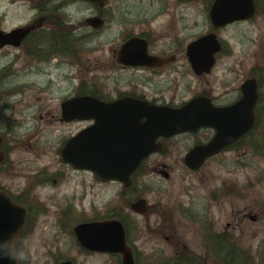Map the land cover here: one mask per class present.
<instances>
[{"label":"flooded vegetation","instance_id":"obj_1","mask_svg":"<svg viewBox=\"0 0 264 264\" xmlns=\"http://www.w3.org/2000/svg\"><path fill=\"white\" fill-rule=\"evenodd\" d=\"M16 1L35 11L27 25L36 27L19 46L2 47L4 54L15 62L25 60L49 68L64 65L63 100L91 95L99 102L83 101L71 106L75 111L69 120L58 117L68 126H76L75 130L69 128L64 140L97 122V138L129 154L145 151L151 142L163 148L143 158L129 185L118 180L104 181L92 170L64 162L67 169H35L30 183H5L3 179L18 173L12 154L21 145V137L13 104L18 98L13 96L25 87H0L1 151L5 157L0 164V261L34 264V256L41 249L51 264L68 259L76 264L62 242L74 239L84 255L108 254L122 264L120 253L80 246L74 231L80 222L118 218L124 223L137 264H142L144 255L132 235H138L141 223L153 231L157 226L151 216L158 215V233L164 234L168 242L171 237L165 234L166 224L177 219L191 224V235L198 245L190 248L182 241L174 243L178 248L165 257L163 264H183V258L189 264H238L240 260L243 264L252 247H244L243 237L236 235L231 228L236 226H230V220L220 226L222 216L216 218L213 205L219 213L229 198H253L255 203H264L263 194L254 193L260 185L258 170L264 157V0H81L84 13L77 21H71L66 11L75 0L11 3ZM251 7L254 12L249 17L231 20L232 14L250 12ZM256 21L261 27L257 51L260 55L248 65L249 51L235 55L231 38L237 35L232 36L230 30L240 23ZM241 36L248 39L249 34ZM10 48L17 51L12 57ZM247 82L257 86L255 90L251 88L253 95L245 93ZM87 108L94 111V116L87 114ZM164 110L175 116L168 119L185 128L170 132L164 127L170 123L159 119ZM204 120L207 122L202 123ZM216 138L222 146L215 148L216 152L207 156L201 166L187 165L186 159L196 146ZM159 156H174L191 172L221 158L226 177L211 185L184 183L176 191L173 207H169L163 200L173 194L169 185L160 188L144 179L147 171L170 177L166 163H154L153 159ZM247 166L255 174L254 183L251 179L244 183L241 178H231ZM77 172L82 177L73 188L66 187ZM86 172L92 175L89 183ZM215 177L219 178L217 174ZM97 182L118 185L113 206L97 204L91 191ZM152 192H160L155 194L159 198L149 201L147 196ZM50 210L55 219L46 226L50 241L44 246L37 231L38 220ZM232 212L241 222L260 218L252 207L246 211L234 208ZM227 214L230 217L231 209L229 212L227 208ZM146 260L151 261L150 257Z\"/></svg>","mask_w":264,"mask_h":264},{"label":"rangeland","instance_id":"obj_2","mask_svg":"<svg viewBox=\"0 0 264 264\" xmlns=\"http://www.w3.org/2000/svg\"><path fill=\"white\" fill-rule=\"evenodd\" d=\"M11 2L12 0H0V27L4 29H10L12 26L27 22L34 13L30 8L20 5L17 1L15 3ZM73 2L66 8V11L70 13L71 21H77L84 13V11H82V1L75 0ZM134 2H136V0L132 3ZM233 28L235 30H230L231 35L233 36L235 33L237 35V38L234 36L231 38L232 45L235 47V55H243V51L247 49L249 51L247 62L248 65H250L251 62L255 61L256 55H260L257 53L261 37L260 24L258 21L253 23H240ZM245 32L249 34L248 39L241 38V35ZM3 51L5 50L0 49V67L10 62V59L3 55ZM10 51L12 54L17 52L14 48L10 49ZM56 58L58 57H54V59ZM37 69L41 70L42 73L36 71ZM12 71L13 74L9 77L4 76L2 74L3 70H0V87H15L19 86V84L25 86V88L17 91L13 96V98H18V100H14L13 104L17 110L15 119L17 120V131L21 137V145L17 146L12 154L18 173L15 177H7L3 179V181L5 183L17 184L30 183V175L37 168H50V170L67 169V166H65L60 159L59 150L69 128L75 130L76 126H68L58 118L60 116V103L66 93V81L63 79V74L65 72L64 65L61 64V66L49 68L46 65L45 67H41L39 64H28L25 63V60H19L13 64ZM41 114L44 116L43 118ZM158 158L156 157L153 159L154 163H166L167 170L171 174L170 177L165 178V176L158 175L155 172L147 171V176L144 179L146 181H151L155 186L160 188L169 185L173 190V194L171 198H163L169 207H173V202L177 200L176 191L184 183L211 185L220 182L222 178L226 177L224 172L225 166L220 161L221 158L208 163L198 172L186 170L182 162L174 156H159ZM258 171L261 172L258 176L260 185L254 193L258 192L263 194L264 198V157L262 159V167ZM215 174H217L219 178H216ZM238 174H240V176ZM254 175L250 167L247 166L243 168V171L232 174L231 178H241V181L246 183L247 179L253 180L255 178ZM81 177V173L77 172L76 175H72L73 180L71 179L65 186L73 188L75 182ZM86 179L88 183L92 180V175L89 172H86ZM254 182L253 180V183ZM117 186V184L112 182H97L95 184V189L91 190L95 194L94 199L97 204L102 207L113 206L114 203L117 202L114 193L115 189H119ZM45 187H49V185ZM89 189L90 185H88V191L91 192ZM152 193L147 196L149 201L159 198L155 194L158 195L160 192ZM88 198L87 200H89ZM238 200L239 199L229 198L228 202L222 204L221 210H219L220 214L218 213L217 207L213 205L215 216L216 218L219 217V215L222 216L218 221L220 222V226H222V223L224 224L226 220H230V226H236L235 229L231 227L236 235L243 237L242 241L244 242V247H252L251 255L246 256L243 264H264V203H255L256 200L253 198L241 199L242 201L239 200V202ZM250 207L259 215L260 218L257 219V221L253 222L246 219L244 222H241V220H236V215L232 212L234 208L238 211L240 209L246 211ZM227 208H229V212L231 209L230 217H228ZM52 218L55 219V216L50 210L48 213L41 215L38 220L37 231L40 233V237H42L41 244H44V246L46 241H50L48 236L49 228H46V226ZM141 220L143 221L144 219L141 218ZM176 220L167 223L165 229V234L171 237L172 242H168L164 234L158 233V223L160 221L158 215L151 216V222L157 226L156 228L153 226V231L146 230L142 223L138 225V235H132V237L135 238L139 250H142V254L144 255L141 260L142 264L146 262L149 264H163L165 257L173 254L175 249L178 248V245L174 244L178 241L188 244L190 248H196L198 246L194 235H191V224L187 223L185 220L179 222ZM237 226L240 227V229L237 228ZM255 230H258V232L255 233L256 235H253ZM176 238H178V240ZM62 242L65 243L66 250L70 257L75 258L76 264H119L118 260L111 258L113 256H107L108 254L84 255L80 247L76 245L74 239L64 240ZM146 257H148V259L150 257L151 261L146 260ZM34 258V264H51L52 261L41 249L37 251ZM240 262L241 260L238 261V264H240ZM185 264L189 263L185 262Z\"/></svg>","mask_w":264,"mask_h":264},{"label":"water","instance_id":"obj_3","mask_svg":"<svg viewBox=\"0 0 264 264\" xmlns=\"http://www.w3.org/2000/svg\"><path fill=\"white\" fill-rule=\"evenodd\" d=\"M252 11L253 7H251L250 12H243V14L239 15L232 14L231 18L240 15H250ZM21 31L22 29H16L13 32L4 34V32L0 30V40L3 39L2 42H6L11 40V38L17 39L20 36ZM245 88V93L247 96H249V94L253 95L251 88L255 90V84H250V82H247ZM90 99L92 98L87 97L88 101ZM79 100L80 98H74L70 102L78 103ZM64 105L66 106V103H64ZM64 113L65 115L68 113L66 107ZM170 122L171 124H167L166 128L171 130L185 128L178 127L174 120ZM201 122L206 123L207 121L204 120ZM94 128L95 127L91 129ZM90 134V131H84L69 140L62 150V157L67 161L73 162L78 167H86L95 170L103 178H120L124 180L127 175H129L138 166L146 152H149L146 150H148L149 147H154L153 142H151L148 148L145 149V151L140 152L138 156L123 158L116 153V150L113 149L112 145L107 143L102 144L104 141L92 139L89 136ZM82 137H86V142L82 143ZM211 152L212 151L209 149V144L196 147L190 153L187 162L191 166H197V162L203 161V158L209 155ZM76 231L80 241L86 246L96 247L101 250L121 251L124 254V264H135L131 251L126 244L123 225L119 220L82 223L76 227ZM63 264H70V262Z\"/></svg>","mask_w":264,"mask_h":264}]
</instances>
